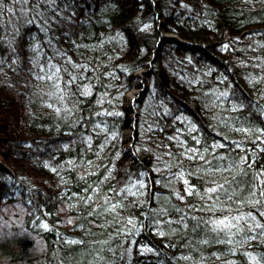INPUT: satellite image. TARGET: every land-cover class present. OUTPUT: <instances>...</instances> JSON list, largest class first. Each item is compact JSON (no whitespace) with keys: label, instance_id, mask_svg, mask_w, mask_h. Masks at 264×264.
<instances>
[{"label":"trees","instance_id":"1","mask_svg":"<svg viewBox=\"0 0 264 264\" xmlns=\"http://www.w3.org/2000/svg\"><path fill=\"white\" fill-rule=\"evenodd\" d=\"M261 213L264 0H0V264H264Z\"/></svg>","mask_w":264,"mask_h":264},{"label":"snow or ice","instance_id":"2","mask_svg":"<svg viewBox=\"0 0 264 264\" xmlns=\"http://www.w3.org/2000/svg\"><path fill=\"white\" fill-rule=\"evenodd\" d=\"M222 187V186H221ZM217 189L216 188H209L208 191L209 192H215ZM262 216H264V213H261ZM236 219H239V217H237ZM217 226H224L225 228H228V227H232L233 225H231V222L228 221L226 223V220L225 219H221V220H218L215 222Z\"/></svg>","mask_w":264,"mask_h":264},{"label":"rangeland","instance_id":"3","mask_svg":"<svg viewBox=\"0 0 264 264\" xmlns=\"http://www.w3.org/2000/svg\"><path fill=\"white\" fill-rule=\"evenodd\" d=\"M137 93H138V89H137V88H134V89H132V90L127 94V96H128L129 99H134L135 96L137 95ZM126 134H127V136H128V135L130 134V132L127 131Z\"/></svg>","mask_w":264,"mask_h":264}]
</instances>
